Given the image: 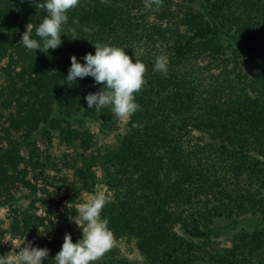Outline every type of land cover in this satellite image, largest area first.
<instances>
[{
    "label": "trees",
    "instance_id": "1",
    "mask_svg": "<svg viewBox=\"0 0 264 264\" xmlns=\"http://www.w3.org/2000/svg\"><path fill=\"white\" fill-rule=\"evenodd\" d=\"M45 2L0 0V130L9 137L0 149V207L13 210L12 236L47 248L43 263L57 264L54 223L35 213L37 202L45 204L38 193L52 199L51 183L36 185L44 170L39 138L50 144L56 134L90 153L74 181H59L72 205L67 214L83 194L106 186L101 219L115 241L136 242L140 264H264V0H163L159 10L146 9L145 0H80L67 12L58 48L27 50L22 34L29 28L39 40ZM97 42L125 49L147 71L126 133L92 153L86 124L112 132L116 116L110 106L88 108L85 97L103 87L93 77L74 84L66 77L71 57L84 64ZM160 55L168 59L166 73L154 71ZM249 63L254 75L243 69ZM21 188L33 198L25 213L17 209ZM257 215L263 226L242 230L220 251L217 222L239 225ZM105 258L103 264H135L115 247Z\"/></svg>",
    "mask_w": 264,
    "mask_h": 264
},
{
    "label": "clouds",
    "instance_id": "2",
    "mask_svg": "<svg viewBox=\"0 0 264 264\" xmlns=\"http://www.w3.org/2000/svg\"><path fill=\"white\" fill-rule=\"evenodd\" d=\"M79 2L80 0H46L39 4L40 8L47 11L36 28L39 40L32 38L30 29L26 28L20 43L27 50H40L44 53L58 48L62 44V26L68 21L67 12L77 7ZM153 5L159 10L163 6V0H145L146 9H152ZM69 32L72 39H77L75 28L69 29ZM93 45L95 54L87 53L83 57L84 64L79 63L75 55L71 57V67L66 79L74 84L77 78L93 77L95 83L103 87L85 97L88 108L99 111L110 106L118 119L129 120L140 108L135 102V93L140 92L146 84V65L140 60L133 62L132 57L121 47L102 45L99 42ZM167 64L166 56H157L154 71L166 73ZM133 127L139 125L133 124ZM108 200L104 191H98L78 205L79 222L75 220V223L82 229V239L73 243L71 234L66 233L62 248L54 257L57 264H93L115 246V237L108 228V220L101 219V212ZM23 245L15 255L0 256V264H43L49 255L47 248L33 247L31 243L25 245V242Z\"/></svg>",
    "mask_w": 264,
    "mask_h": 264
},
{
    "label": "rangeland",
    "instance_id": "3",
    "mask_svg": "<svg viewBox=\"0 0 264 264\" xmlns=\"http://www.w3.org/2000/svg\"><path fill=\"white\" fill-rule=\"evenodd\" d=\"M198 8L199 6H197V9ZM3 66L4 64H0V89L4 84V78L2 76ZM243 69L250 75H254L256 73V67L253 63L245 64ZM129 120H121L116 117L117 126L112 132L101 131L100 124L98 122H88L86 124L87 129L95 137L94 149L92 150V153H96L95 151L99 149L104 151L107 146H114L118 139L126 133ZM2 127H7V125H2ZM7 139H9L7 134L0 130V149L6 147ZM38 145L40 147L39 155L42 161L41 163L44 165V170L43 172H37L41 175V180H39L38 183H33H36L38 188L46 186L47 183H51L52 186L47 189L49 194L52 196V199L50 200L43 194L38 193V199H40V201L43 199L45 204L37 202L35 205V213H37L38 216L50 217L52 219L54 223V231L57 233V240L59 241L58 247L62 248L66 233L71 234L72 239H76L78 241L82 239V229L75 223V220L79 222L77 209L78 205L85 202L92 194H83V196L78 199V204L74 207L75 214H67V211L70 212L72 205L64 200V190L60 189L63 185L59 181H61V179H66L70 182L74 181L75 172L82 165L84 160L83 157L89 156L90 153L83 156V152L79 146H67L57 137L56 134H54L53 140L50 144L47 143L46 140L39 138ZM24 155H27L26 150L24 151ZM95 171L97 175L101 177V169L96 167ZM98 191H104L107 195L109 193L108 189L104 185H99L96 188L95 193ZM58 193H60V195ZM16 198L17 209H19L20 212L25 213L29 209V203L33 200L31 193L29 190L21 188L16 192ZM57 207H59L58 212H55ZM51 213H55V216L51 215ZM13 218V210H10L8 207H0V256H6L8 254L15 255L19 252L20 247L24 246V242L25 245L31 243L27 239L19 240L18 238H14L12 236L11 224ZM216 226L223 227L218 243L220 251H226L232 247L233 236L241 233L242 230L253 231L256 228L263 226V217L261 215H257L256 217H244L240 219L239 225L232 224L226 226L225 221H219L216 223ZM114 247L119 251L121 256L125 257L129 261L134 262L135 264L142 263V257L134 240L128 241L126 239H122L120 241H116ZM106 255L107 253L102 258L95 261V263H105L107 260L105 258Z\"/></svg>",
    "mask_w": 264,
    "mask_h": 264
}]
</instances>
